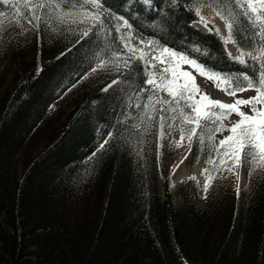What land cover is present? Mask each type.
I'll return each mask as SVG.
<instances>
[{
    "label": "trees",
    "instance_id": "obj_1",
    "mask_svg": "<svg viewBox=\"0 0 264 264\" xmlns=\"http://www.w3.org/2000/svg\"><path fill=\"white\" fill-rule=\"evenodd\" d=\"M202 3L104 0L102 24L50 31L34 20L0 35V264H264V171L250 178L238 213L223 183L179 209L155 165L158 123L147 117L153 91L143 83L153 69L129 60L130 47L147 52L153 41L246 85L261 61L238 62L211 22L193 25ZM110 12L131 28L117 31ZM232 22L241 52L260 48L258 29L241 15ZM114 80L124 84L107 92Z\"/></svg>",
    "mask_w": 264,
    "mask_h": 264
},
{
    "label": "rangeland",
    "instance_id": "obj_2",
    "mask_svg": "<svg viewBox=\"0 0 264 264\" xmlns=\"http://www.w3.org/2000/svg\"><path fill=\"white\" fill-rule=\"evenodd\" d=\"M24 2L25 0H9L11 10L2 18V23H0V35L19 32L25 24L34 25V20L29 23L28 19L21 18L19 24H17L8 18V16L15 11V9L12 8L13 4H19V10L24 12ZM26 2L29 4H45L44 8L37 9L36 15L41 17L44 26L50 31H61L63 29L80 31L81 29H85L87 23H90V21L81 23V21L85 19L84 12L87 11L84 9L65 10L57 6L51 0H26ZM198 8L199 15L214 25L223 41L227 39L229 31L226 28V21L216 14L213 7L209 6L207 3H202ZM193 24L200 26L201 23L193 22ZM201 27L204 28L202 24ZM225 44L230 47V51L232 52L230 53L233 57L236 58L241 55V51L233 42ZM130 49L133 48L130 47ZM131 52L134 57H139L141 55V52L137 49ZM162 58L168 60L166 66L170 67V71L166 74L168 79L173 78V72L177 75L181 72H191L192 75L195 76L196 84L199 85L200 93H206L211 100L219 101L224 104H231L234 103L235 99H248L257 95L255 90L251 89L236 92L235 96L229 95L228 91L223 88L222 80L214 82L213 80L207 79L205 76L196 72L195 68L179 60L177 57H168L167 53H162ZM95 61L100 62V57L96 56ZM211 72L216 73L213 71ZM114 81L116 82L113 83L112 81L105 87L107 92L124 84L120 80ZM183 81L184 78L179 77L177 83H183ZM218 83L220 85L219 87H217ZM64 85L66 87V83ZM109 85L111 86L109 87ZM67 91H69V87L63 93L66 94ZM151 95H154L156 99H159L161 96L169 100L171 99V97L167 96L166 92H153ZM199 98V94L194 97L197 101ZM148 104L149 100L147 105ZM205 104H207V101L202 102L200 106L203 108ZM166 107L175 109V111L163 113L165 117L163 127H161L159 104L156 105L155 111L152 110L151 106L147 107L146 113L149 119L156 118L158 123L155 165L161 172L163 171L168 179L176 205L179 209L190 207L196 202L198 197L205 196L212 186L223 183L232 188L237 199L236 212L238 213L244 205L243 194L250 178L264 171V166H257L251 163L250 157L248 158V163H245L243 154H241V163L239 166L234 167L235 158L233 157L230 159L229 155H225V153H230L228 143L226 142L224 146L220 145V141L231 134L228 129H230L240 117L236 113H232L221 120L215 121V123L212 122L215 119L212 117L204 122L206 126L203 127V129L198 128L197 134H193L191 129L196 127L194 123L182 124L180 109L183 108L184 111L191 113V109L185 107L184 101L181 100L179 106H177L176 103H172L171 105H166ZM257 107L259 108L260 105ZM241 110L246 113L250 111L246 106H241ZM213 111L219 113L220 109L216 108L213 109ZM173 117L175 118L173 119ZM219 124H223L224 131H215V128ZM181 127L184 128L183 139H181ZM95 137L96 143H101L103 141L105 135L103 134L102 128L96 130ZM217 149L220 151L219 156L217 155ZM221 160L225 163L221 164ZM209 161H212V163H209ZM259 164L264 165V161H260ZM229 168H231L232 171H229ZM204 169L208 170L207 173L204 172ZM206 183L208 184L207 190H205Z\"/></svg>",
    "mask_w": 264,
    "mask_h": 264
},
{
    "label": "snow or ice",
    "instance_id": "obj_3",
    "mask_svg": "<svg viewBox=\"0 0 264 264\" xmlns=\"http://www.w3.org/2000/svg\"><path fill=\"white\" fill-rule=\"evenodd\" d=\"M203 2L207 3L209 6L213 7L214 11L217 15H219L222 19L226 21V28L229 31V36L224 40L225 43L233 42L235 43L232 30L234 27V21L237 15H241L247 19V21L252 25L253 28L258 29L254 33V35L260 38L261 46L258 49H254L251 52H241V55L234 58L240 63H245L244 56L247 55L252 60L261 61L260 67L256 72L250 74H244L242 79L246 82V85H241L239 82L233 86L232 81L238 80L236 77H220L218 73H212L209 69H206L203 65L197 64L196 61L188 59V57L183 56L169 48L162 47L156 45L155 42L149 41L147 42V46L151 48L150 51H145L144 49H140L141 55L139 57H130L131 59H136L137 61L143 60L145 61V69L148 68L153 69V71L147 72V78L143 81L146 83L151 91L156 92H166L168 97L171 99H167L164 96H161L159 99H156L154 95L148 96L149 104L145 105V107H152V110H156V105H160L161 112V127H163V121L165 119L163 113L175 111L170 107H166V105H171L172 103H176L177 106L180 105V101H184V105L186 108L191 109V113L184 111L183 108L180 109V115L182 117V124H195L196 127L191 129L193 134H197V129H203L205 127V121H208L212 117L215 119L212 121L215 123L217 120H221L232 113H236L240 119L231 126L230 135L225 137L220 141V145L224 146L226 142L228 143L230 153H225V155H229V158H235V166H239L241 163V154H243L244 162L248 163V158H251V163L260 165V161H264V0H203ZM0 4L8 5L9 0H0ZM227 5L228 13L225 15V11L223 10V6ZM90 6L92 9H95L94 12H84L85 19L81 21L84 22H92L93 24H102L104 23L101 20V16L107 12L105 8L104 0H83L80 3L81 8H86ZM19 4H13L12 8L15 9L8 18L14 22L19 24L20 19H28L29 23L33 20L40 21L41 17L36 15L37 9L44 8V3L38 4H29L26 2L23 3L24 12L19 10ZM236 9H239V13L236 12ZM197 16H199V8L196 10ZM7 14L5 12H0V23H2V18ZM111 19H115L117 21H122V24L116 27V30L119 31L120 27L131 28V25L128 23L126 19L122 16L117 15L116 13H108ZM229 16L232 17V21L229 20ZM199 22L205 24L207 26L208 22L202 17L199 16ZM38 27V24L36 25ZM88 33L85 32L84 35ZM132 39V37H129ZM157 49L160 53H167L168 57H177L179 60L184 61L189 64L193 68H195L196 72L200 75L205 76L207 79L215 81H224L227 85L225 89L228 91L229 95L235 96L236 92L239 91H247V90H255L257 93L256 96L250 97L248 99H235L234 103L224 104L219 101L211 100L210 97L206 93H200L199 85L195 82V76L192 75L191 72H181L178 75L173 72V78L168 79L167 73L170 71V67H161V65H166L168 63L167 59L158 58L156 55ZM136 49H130V51H135ZM257 53L259 55H257ZM230 55V54H229ZM129 65L128 61H125V66ZM102 64H98L97 67H102ZM95 71V69L93 70ZM179 77H183V83H177ZM116 81H113L115 83ZM111 85H109L110 87ZM219 83L217 87H219ZM199 94V100H195L194 97ZM207 101V104L200 106L202 102ZM260 105L258 108L257 106ZM241 106H246L249 108V113H246L241 110ZM219 108L220 112L216 113L213 109ZM194 113V115H193ZM175 117H173L174 119ZM223 124H219L216 128V132L224 131ZM184 137V128L181 127V139ZM211 138V137H210ZM108 143L107 140L104 142ZM104 144L100 146L102 149ZM217 155H220L219 149H217ZM212 163V161H209ZM225 162L221 160V164ZM232 171L231 168L228 169ZM207 169H204V172L207 173ZM208 184H205V190H207Z\"/></svg>",
    "mask_w": 264,
    "mask_h": 264
},
{
    "label": "bare ground",
    "instance_id": "obj_4",
    "mask_svg": "<svg viewBox=\"0 0 264 264\" xmlns=\"http://www.w3.org/2000/svg\"><path fill=\"white\" fill-rule=\"evenodd\" d=\"M225 48H226V50L228 51V53L230 54V55H232L231 53V51H230V47H228L226 44H225ZM231 52V53H230ZM233 56V55H232Z\"/></svg>",
    "mask_w": 264,
    "mask_h": 264
}]
</instances>
